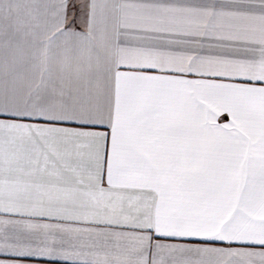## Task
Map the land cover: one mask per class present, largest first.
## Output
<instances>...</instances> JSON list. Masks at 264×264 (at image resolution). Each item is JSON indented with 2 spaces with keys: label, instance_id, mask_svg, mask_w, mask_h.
<instances>
[{
  "label": "snow or ice",
  "instance_id": "6c2138e0",
  "mask_svg": "<svg viewBox=\"0 0 264 264\" xmlns=\"http://www.w3.org/2000/svg\"><path fill=\"white\" fill-rule=\"evenodd\" d=\"M0 264H264V0H0Z\"/></svg>",
  "mask_w": 264,
  "mask_h": 264
}]
</instances>
